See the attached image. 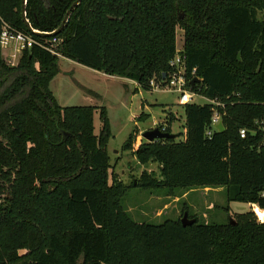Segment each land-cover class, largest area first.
<instances>
[{"label":"trees","instance_id":"obj_1","mask_svg":"<svg viewBox=\"0 0 264 264\" xmlns=\"http://www.w3.org/2000/svg\"><path fill=\"white\" fill-rule=\"evenodd\" d=\"M73 1L26 0V18L51 32ZM21 5L0 0V33L6 23L35 41L16 64L0 46V264H264V222L252 212L207 224L192 214L185 226L134 221L109 163L105 107L60 106L49 89L61 56L150 90L168 77L181 29L186 86L223 104L224 129H212L208 102L179 104L181 140L137 146L136 129L122 149L139 165L157 162L162 178L143 170L134 185L223 187L228 202L264 210V131L255 124L264 119V0H81L51 37L28 31ZM171 120L158 128L170 132Z\"/></svg>","mask_w":264,"mask_h":264},{"label":"rangeland","instance_id":"obj_2","mask_svg":"<svg viewBox=\"0 0 264 264\" xmlns=\"http://www.w3.org/2000/svg\"><path fill=\"white\" fill-rule=\"evenodd\" d=\"M262 17L259 13L258 18ZM181 33V29H178V47L181 46ZM3 57L8 64L15 62V58ZM58 67L59 72L49 82V89L60 106L92 105L104 106L106 109L112 134L107 145L109 163L117 182L124 187L121 204L134 221L159 224L167 219L181 220L186 213L188 218H193L189 215H195L199 223H224L229 217L235 218L241 212H252L258 219L257 213H262V210L255 209L256 204L228 202L223 187L184 190L134 185L143 170L161 179L160 166L157 162L139 165L132 152L122 149V146L128 135L136 129L135 141L138 146L145 141L142 132L166 124L168 119H172L170 132L177 135L176 140L183 139L185 120L177 92L141 88L136 91V86L129 80L107 76L61 56ZM85 89L92 90L94 96L85 94ZM191 93L190 102H206L203 96ZM141 114H144L143 118H140ZM94 122L97 134L100 126L97 110Z\"/></svg>","mask_w":264,"mask_h":264},{"label":"built area","instance_id":"obj_3","mask_svg":"<svg viewBox=\"0 0 264 264\" xmlns=\"http://www.w3.org/2000/svg\"><path fill=\"white\" fill-rule=\"evenodd\" d=\"M34 42L35 41L30 35L23 33L21 31H14L6 23L3 24L0 33V46L2 49L9 48L10 46L13 45L16 48L17 52L20 53L22 49L26 47H30ZM52 43H57V39L53 38ZM42 46L51 53L58 55V53L51 47L44 45ZM182 50H183L182 47H177L175 56L170 60L169 64L171 70L166 80L163 83H159V84L151 81L150 85H151V89H165V90H172L174 92H177L179 94V100H178L179 104H186L191 101L192 93L186 86L187 84L186 57ZM193 75H194V70L191 72V77H193ZM193 78H198V77L195 76ZM206 102L211 103L215 106L213 107L211 123H210L212 129H215L214 126L221 120V113L219 112L217 107L223 106V104L212 99H206ZM255 124H257L259 128H261L264 131V119L260 121L256 120ZM247 132L249 131L246 130L245 128H242L239 130V136L243 138L246 136ZM207 134L209 135L210 131H207ZM260 197L264 198V189L261 191ZM256 208L260 209L257 205L255 209ZM262 212H264V210H262ZM257 215H258V220L260 222H264V214L260 216V214L257 213Z\"/></svg>","mask_w":264,"mask_h":264},{"label":"water","instance_id":"obj_4","mask_svg":"<svg viewBox=\"0 0 264 264\" xmlns=\"http://www.w3.org/2000/svg\"><path fill=\"white\" fill-rule=\"evenodd\" d=\"M22 1V5H21V17H22V20L26 26V28L28 29V31L32 34H35V35H39V36H47V37H51V36H55L56 34H58L64 27L65 23L67 22L70 14H71V11L80 3L81 0H75L72 2V4L70 5V7L68 8V10L66 11L60 25L58 28H56L55 30L51 31V32H39L37 30H34L28 19L26 18V12H25V4H26V0H21ZM183 16V13L182 12H179L178 13V18H182ZM195 81H199L198 78H193L190 83L193 85V82ZM215 129L217 131H222L224 129V126H223V123L222 121L220 120L215 126ZM142 138H144L146 141L148 142H152L154 140H160V139H168V138H175L176 137V134L174 133H171V132H166V131H163L161 130L160 128L158 127H155L153 129H148V130H145L144 132H142L141 134ZM195 221L194 218H188L187 217V214L184 213L183 214V217L181 218V224L183 226L185 225H190L192 224L193 222ZM230 222L233 223L232 221V218H230Z\"/></svg>","mask_w":264,"mask_h":264},{"label":"crops","instance_id":"obj_5","mask_svg":"<svg viewBox=\"0 0 264 264\" xmlns=\"http://www.w3.org/2000/svg\"><path fill=\"white\" fill-rule=\"evenodd\" d=\"M4 50H6V52L4 53ZM2 54L5 56V57H8V58H15V62H13L12 64H16L17 61H18V56H19V52H17L16 48L12 45L10 46L9 48H6V49H2ZM106 75V74H105ZM108 76V75H107ZM114 77V76H113ZM120 78V77H118ZM120 79H126V78H120ZM126 80H129V79H126ZM134 86H136V83L133 81V80H129ZM95 93V92H94ZM85 94L89 95V96H94L92 94H89L87 92H85ZM94 126H95V122H94Z\"/></svg>","mask_w":264,"mask_h":264},{"label":"bare ground","instance_id":"obj_6","mask_svg":"<svg viewBox=\"0 0 264 264\" xmlns=\"http://www.w3.org/2000/svg\"><path fill=\"white\" fill-rule=\"evenodd\" d=\"M258 211H260V210H258ZM260 214H262V215H263V212H262V213H260Z\"/></svg>","mask_w":264,"mask_h":264}]
</instances>
